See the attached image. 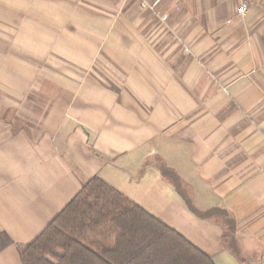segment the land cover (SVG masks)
<instances>
[{"label":"crops","instance_id":"1","mask_svg":"<svg viewBox=\"0 0 264 264\" xmlns=\"http://www.w3.org/2000/svg\"><path fill=\"white\" fill-rule=\"evenodd\" d=\"M161 1L166 22L139 0H0V264L93 176L214 264H261L264 0L244 17L236 0ZM161 164L229 213L243 261Z\"/></svg>","mask_w":264,"mask_h":264},{"label":"trees","instance_id":"2","mask_svg":"<svg viewBox=\"0 0 264 264\" xmlns=\"http://www.w3.org/2000/svg\"><path fill=\"white\" fill-rule=\"evenodd\" d=\"M148 164L145 162V165ZM161 176L198 218H216L224 245L243 261L235 223L221 208L198 209L187 186L161 164ZM10 243L0 237V249ZM21 264H214L211 257L107 182L93 176L29 243Z\"/></svg>","mask_w":264,"mask_h":264},{"label":"built area","instance_id":"3","mask_svg":"<svg viewBox=\"0 0 264 264\" xmlns=\"http://www.w3.org/2000/svg\"><path fill=\"white\" fill-rule=\"evenodd\" d=\"M159 0H154L153 3H148L146 0L141 1L140 3V8L141 9H153L154 6L158 3ZM250 9V0H236V8L235 12L238 16L244 17ZM167 14H162L160 16L161 21H166L167 20Z\"/></svg>","mask_w":264,"mask_h":264},{"label":"rangeland","instance_id":"4","mask_svg":"<svg viewBox=\"0 0 264 264\" xmlns=\"http://www.w3.org/2000/svg\"><path fill=\"white\" fill-rule=\"evenodd\" d=\"M141 1H143V0H139V5H140V3H141ZM149 4L150 3H153V1L154 0H146ZM140 7V6H139ZM156 16H157V19L160 21V22H166L167 20H168V12H166L165 11V9H164V2L163 1H161V0H159L158 1V3L156 4V6H154V8L153 9H150ZM162 14H167V20L166 21H161L160 20V16L162 15ZM220 223V222H219ZM220 225H221V223H220ZM222 226V225H221Z\"/></svg>","mask_w":264,"mask_h":264},{"label":"water","instance_id":"5","mask_svg":"<svg viewBox=\"0 0 264 264\" xmlns=\"http://www.w3.org/2000/svg\"><path fill=\"white\" fill-rule=\"evenodd\" d=\"M261 264H264V257H263L262 260H261Z\"/></svg>","mask_w":264,"mask_h":264}]
</instances>
